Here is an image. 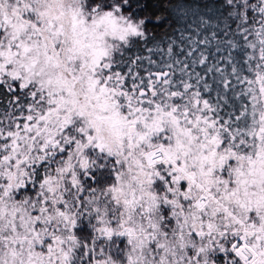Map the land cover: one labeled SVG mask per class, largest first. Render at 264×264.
Returning <instances> with one entry per match:
<instances>
[{
	"label": "snow or ice",
	"instance_id": "1",
	"mask_svg": "<svg viewBox=\"0 0 264 264\" xmlns=\"http://www.w3.org/2000/svg\"><path fill=\"white\" fill-rule=\"evenodd\" d=\"M0 264H264V0H0Z\"/></svg>",
	"mask_w": 264,
	"mask_h": 264
},
{
	"label": "trees",
	"instance_id": "2",
	"mask_svg": "<svg viewBox=\"0 0 264 264\" xmlns=\"http://www.w3.org/2000/svg\"><path fill=\"white\" fill-rule=\"evenodd\" d=\"M173 3H185V4H194L197 0H172ZM160 3L163 5L164 8L167 9L169 0H160ZM169 11L171 9H168Z\"/></svg>",
	"mask_w": 264,
	"mask_h": 264
}]
</instances>
